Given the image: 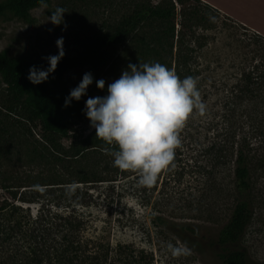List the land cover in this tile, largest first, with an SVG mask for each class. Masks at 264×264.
Listing matches in <instances>:
<instances>
[{
    "label": "rangeland",
    "instance_id": "rangeland-1",
    "mask_svg": "<svg viewBox=\"0 0 264 264\" xmlns=\"http://www.w3.org/2000/svg\"><path fill=\"white\" fill-rule=\"evenodd\" d=\"M3 1L6 0H0ZM172 1L177 8L172 20L175 36H182L183 45L194 50L193 56L186 58L191 73L182 72L180 78L191 76L196 80L202 108H194L179 130L180 144L174 158L151 186L140 185L139 173L133 170H119L109 177L112 181L92 186L90 192L96 197L101 195L92 209L96 224L102 226V221L111 224L113 242L121 240L152 247L153 264H224L220 257L222 247L218 245L219 232L228 224L236 205L248 198L235 177L241 149L250 169L252 184L248 193L253 213L242 239L230 246L229 251L244 250L254 264H264V85L253 99L239 97L236 86L242 72L250 71L260 61L261 45H253L251 38L264 37V0H198L213 10L203 21L192 13L193 4L197 5L194 0H187L185 5ZM168 3L169 0H50L31 11V23L13 15L0 17V53L41 64L46 62L43 58L56 54L55 41L62 36L64 56L77 57L101 34L120 25L124 17L159 4L163 10ZM57 7L66 11L63 14L66 30L64 25L54 26L48 21L50 12ZM148 23L145 20L126 42L107 47L104 63L96 70L98 79L105 80V89H98L93 80L87 95L107 91V84L119 78L129 63L154 62L144 61L146 57L142 61L135 59L136 44L142 46L141 42L151 41L152 33L168 28L154 22L149 27ZM177 37L173 51L165 42L164 56L158 60L168 68L171 63L170 69L176 74L180 44ZM94 70L91 65L73 69L52 87L57 91L72 89L84 73ZM10 97L0 74V128L18 120L6 107ZM30 127L39 137V124ZM78 130L88 134L95 129L86 120ZM62 142L69 146L71 141ZM15 157H10L11 171L14 174L29 171L27 166L22 167L28 160L19 162ZM101 176L105 178L106 173ZM159 216L178 224L196 225L199 232L165 230L156 224Z\"/></svg>",
    "mask_w": 264,
    "mask_h": 264
},
{
    "label": "trees",
    "instance_id": "trees-1",
    "mask_svg": "<svg viewBox=\"0 0 264 264\" xmlns=\"http://www.w3.org/2000/svg\"><path fill=\"white\" fill-rule=\"evenodd\" d=\"M186 1L177 0L181 5L187 4ZM194 1L198 6L193 4L191 9L197 19L203 21L211 15V7ZM49 2L6 0L0 2V17L13 15L31 23V11ZM161 5L143 7L140 12L124 17L120 25L101 34L80 56H64L49 79L37 85L27 79L29 67H46L47 62L28 63L0 53V74L11 93L6 107L18 117L16 123L0 128V264H153L152 247L121 240L113 242L111 224L100 220L104 224L97 226L92 209L101 195L96 197L90 189L96 183L112 181L109 177L119 169L113 166V156L104 151L108 146L96 138L95 130L88 134L78 130L80 123L88 120L82 109L85 100L92 95L73 100L65 107L64 100L71 89L57 91L52 85L62 82L69 71L89 65L95 69L92 75L96 81V70L104 63L107 47L126 42L145 20H149V27L154 26V22L159 26L167 25L168 29L152 33L151 41L141 42L142 46L136 44L138 54L135 59L142 61L146 57L144 61L158 62L164 56L166 41L173 51L177 36L172 20H175L177 8L172 0L166 9L161 10ZM202 14L205 15L203 18ZM253 36L252 44L261 45L258 50L260 61L250 71L242 72L237 82L242 99H253L264 85V37ZM177 40L180 44L176 70L181 77L182 72L191 73L186 58L192 57L194 50L183 45L182 36ZM106 92L97 96L106 95ZM36 123L41 128L39 137L30 127ZM64 139L71 141L69 146L63 144ZM11 156H16L14 160L19 162L28 160L22 167L27 166L29 171L14 174ZM103 173H106L105 178L101 176ZM235 177L239 189L246 192L248 198L236 205L228 224L219 232L220 257L224 264H254L244 250L229 251L230 246L242 239L253 213L248 193L252 184L250 169L241 149ZM156 220V224L165 230L199 232L198 226L193 224H178L160 216Z\"/></svg>",
    "mask_w": 264,
    "mask_h": 264
},
{
    "label": "clouds",
    "instance_id": "clouds-1",
    "mask_svg": "<svg viewBox=\"0 0 264 264\" xmlns=\"http://www.w3.org/2000/svg\"><path fill=\"white\" fill-rule=\"evenodd\" d=\"M50 13L48 21L54 26L64 25L66 30L65 9L57 7ZM55 43L56 54L43 58L46 67H29L27 79L33 85L46 82L64 57L63 37ZM93 80L92 73H84L65 97L64 106L86 96ZM95 85L104 90L105 80L97 79ZM194 108L202 105L193 77L180 78L164 64L146 62L129 63L119 78L107 84L106 95L85 100L82 112L95 129L96 138L108 146L104 151L113 156V166L138 172V183L151 186L172 162L180 144L178 132Z\"/></svg>",
    "mask_w": 264,
    "mask_h": 264
},
{
    "label": "crops",
    "instance_id": "crops-1",
    "mask_svg": "<svg viewBox=\"0 0 264 264\" xmlns=\"http://www.w3.org/2000/svg\"><path fill=\"white\" fill-rule=\"evenodd\" d=\"M204 1H206V2H207L208 0H204Z\"/></svg>",
    "mask_w": 264,
    "mask_h": 264
}]
</instances>
